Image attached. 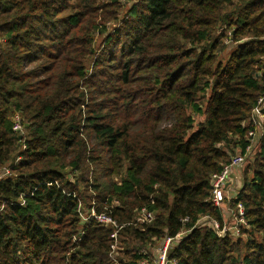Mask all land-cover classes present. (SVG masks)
I'll list each match as a JSON object with an SVG mask.
<instances>
[{
  "label": "trees",
  "instance_id": "trees-1",
  "mask_svg": "<svg viewBox=\"0 0 264 264\" xmlns=\"http://www.w3.org/2000/svg\"><path fill=\"white\" fill-rule=\"evenodd\" d=\"M131 1L0 0V169L22 156L0 197L32 193L0 212V264H113V229L80 218V183L98 214L130 223L117 264H143L144 246L184 231L170 252L180 264H264V133L228 202L244 206L240 235L197 225L225 224L212 177L246 153L264 97V0ZM85 161L110 162L120 183L92 179ZM143 207L156 216L136 224Z\"/></svg>",
  "mask_w": 264,
  "mask_h": 264
},
{
  "label": "built area",
  "instance_id": "built-area-1",
  "mask_svg": "<svg viewBox=\"0 0 264 264\" xmlns=\"http://www.w3.org/2000/svg\"><path fill=\"white\" fill-rule=\"evenodd\" d=\"M264 97H260L258 100V104L253 108L250 118H249V125L250 129L248 130V133L246 135V139L249 141V144L246 148L245 154H237L229 163L225 164L222 171L219 173H216L212 177V202L215 206L221 207L220 205L224 203L227 199L230 200L231 197H229L228 193L226 194L227 187L232 184V178L234 176V172L238 169L242 168L243 166L248 164V160L253 158V155L256 153V150L259 146L260 139L264 133ZM13 120V130L20 135L21 139L26 135V126L24 125L23 116L21 113H16L14 115ZM27 147L26 143L23 142L20 149L21 151L25 150ZM22 156H17L12 164L6 165L5 167L0 169V181L4 180L5 178L12 176V170L11 167L18 161H20ZM49 185H51L50 182H48ZM57 185H59L58 182H56ZM61 186V185H59ZM30 192H23L19 195V197L14 202H8L3 201L0 197V212L5 211L7 208V205L9 204H18L21 206H25L27 203V197L31 195ZM80 211V209H79ZM245 209L242 203H239L238 205V211L234 214V219L236 217L237 221L235 224V220L232 224H228L225 221V224L222 226L218 221L215 219H212L210 216H202L199 221L197 222V225H209L214 230L217 231L218 235L220 237H226V236H233L240 235V229L242 226H246L247 222L244 218ZM81 215V211H80ZM156 216V212L148 209L147 207H143L138 210V215L134 219L136 224H145L150 223L154 220ZM95 218L99 222L105 224L106 226L111 227L112 233H111V253L115 251L118 248V234L120 231V227L124 224L118 223L113 218L109 217L105 213L98 214L95 209L89 214L88 219L85 221H89L90 219ZM85 220V219H84ZM186 221L188 219H185ZM130 224V223H129ZM125 226V225H124ZM188 233V231H184L182 233H179L176 237L171 238L168 237L165 239V247L162 252V256L159 258L158 262L156 264H180V261L177 258L170 257L168 254L169 247L175 248L176 245L180 242V240ZM78 239V238H77ZM171 250V249H170ZM146 250H142L140 253H146ZM143 264H147L145 260L143 261Z\"/></svg>",
  "mask_w": 264,
  "mask_h": 264
},
{
  "label": "rangeland",
  "instance_id": "rangeland-1",
  "mask_svg": "<svg viewBox=\"0 0 264 264\" xmlns=\"http://www.w3.org/2000/svg\"><path fill=\"white\" fill-rule=\"evenodd\" d=\"M133 1H131L130 4H132ZM101 41H102V39L100 37H97L96 49L98 52H100V50L102 51V48L104 47L103 43H101ZM121 41L123 42L124 39H122ZM115 46L117 47L119 45L115 44ZM228 56H229V54L227 53L225 56V59H227ZM91 72H92V67H90V69H89V73H91ZM17 113H19V111ZM195 118H196L197 122L204 121L206 118V115H205V113L201 114V115L195 114ZM235 152H239V150H236ZM103 153L105 156L107 155L105 152H103ZM248 161L250 162V159ZM11 162L12 161L10 160L7 163L9 164ZM85 165H89V168L84 167L82 172L87 174V172L89 171V176L92 179L95 178L99 182H105V181H107V179L113 177L114 181L120 183L121 174H115V175H112L111 177L109 175L107 176L108 172L110 171L109 167H111L110 162L108 163V167L105 164H99V163L91 165L87 161H85ZM248 166L249 165H245L242 168H240L234 172V174L237 176V179H239L241 181V183L238 185L231 184L230 186L227 187L226 194L228 193V195H229V197H231V199H234L235 197H237L236 195L242 190L246 180L248 178H249V180L252 178L253 172H252V170H250V168ZM66 171H67V180L74 183L77 180V177L79 176L80 171L73 169L72 167H67ZM79 187H80V191L85 195V202L82 200L79 202V209L81 211L80 218L82 219V221H86L89 217V214L91 212L93 214V211H94V203L95 202L93 201L92 198L94 197L95 192H93V190L86 189L84 183H80ZM228 202H229V200L227 199L220 206L223 210L224 217L226 218V222L228 224H232L235 220V224H236L237 219H236V217L234 219V214H233L234 211L231 209V206L229 205ZM88 203H91V204H88ZM112 203L118 204V200L114 199ZM137 215H138V210L135 213L134 219L137 217ZM127 224H129V223H125L124 225L126 226ZM124 225L120 227L118 237L120 236V232L122 231V227H124ZM236 236L237 235H235V237ZM74 240H78L77 237ZM117 244H118V248L110 254L111 258L113 260V264L118 263V261H117L118 255L119 256L121 255L120 251L123 250V247H125V243L121 242L119 239L117 241ZM165 244L166 243L164 240L163 242L161 241L155 245L148 244V245L144 246L142 250L147 251L145 253L147 255V258H144L145 262L147 264H156L158 262L159 258L162 256V252H163V249L165 247L164 246ZM170 249L173 250V248L169 247V250H168L169 255L171 252ZM13 264H17V263H13Z\"/></svg>",
  "mask_w": 264,
  "mask_h": 264
},
{
  "label": "crops",
  "instance_id": "crops-1",
  "mask_svg": "<svg viewBox=\"0 0 264 264\" xmlns=\"http://www.w3.org/2000/svg\"><path fill=\"white\" fill-rule=\"evenodd\" d=\"M241 183V181L239 180V179H237V176L234 174V176H233V178H232V184H234V185H238V184H240ZM237 196V195H236ZM236 198V197H235ZM230 200H232V199H230ZM229 200V201H230ZM224 219H225V221H226V218L224 217Z\"/></svg>",
  "mask_w": 264,
  "mask_h": 264
}]
</instances>
